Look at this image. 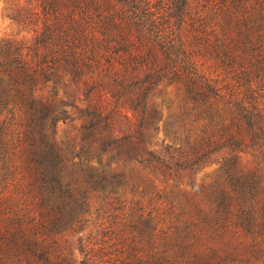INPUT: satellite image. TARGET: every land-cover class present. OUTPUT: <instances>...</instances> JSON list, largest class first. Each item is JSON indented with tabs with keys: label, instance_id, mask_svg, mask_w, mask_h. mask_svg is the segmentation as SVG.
Returning a JSON list of instances; mask_svg holds the SVG:
<instances>
[{
	"label": "trees",
	"instance_id": "16d2710c",
	"mask_svg": "<svg viewBox=\"0 0 264 264\" xmlns=\"http://www.w3.org/2000/svg\"><path fill=\"white\" fill-rule=\"evenodd\" d=\"M30 1L34 40L0 42V264H264V0Z\"/></svg>",
	"mask_w": 264,
	"mask_h": 264
},
{
	"label": "rangeland",
	"instance_id": "374dc122",
	"mask_svg": "<svg viewBox=\"0 0 264 264\" xmlns=\"http://www.w3.org/2000/svg\"><path fill=\"white\" fill-rule=\"evenodd\" d=\"M35 2L30 0H0V42L4 39H16L24 42H32L36 36L37 28L35 24H31V22H27L26 24H20L16 22L13 17L12 13L18 10L21 13L23 18H27L31 16L30 13L34 11ZM41 25V24H40ZM39 27V26H38ZM177 94V89L175 86L168 87L164 89V91L159 92L153 98V103L155 106L162 108V117L161 120L158 122L159 131L157 134V140L163 138L165 143L169 144L172 142L170 136L167 135L164 131V125L167 122L169 117V112L167 109L168 105V98L174 99ZM70 113L75 112V108H68ZM79 126L78 122H70V121H59L56 127V137L59 139H65L66 137H73L76 135V127ZM103 160L106 159V156H102ZM241 163L246 165L247 157L245 155H241ZM221 160L214 161L205 168H203L197 175H196V184L201 185V183L207 179L211 174L215 173V171L220 167ZM114 168H117V165L114 164ZM164 179L162 177H158L155 179L156 185L161 189V192L164 193L166 190H169V187H166V183L163 182ZM169 186L173 185V181H169ZM140 190H143V186L140 187ZM186 193L191 194L192 189L188 186L185 187ZM138 195L133 196V194L127 191L125 195V199H137ZM91 204L93 207H97L100 205V199L94 194L91 198ZM146 203V202H145ZM99 222L104 223L105 227H108L110 224L109 222H105L104 220H99ZM103 226H101L100 230ZM107 230V229H105ZM80 235V233H71L69 238L71 241H75L76 238ZM108 237V236H107ZM120 246V244L118 245ZM78 254V253H77Z\"/></svg>",
	"mask_w": 264,
	"mask_h": 264
}]
</instances>
